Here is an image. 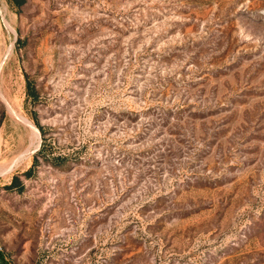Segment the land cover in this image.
I'll return each mask as SVG.
<instances>
[{"label": "rangeland", "instance_id": "obj_1", "mask_svg": "<svg viewBox=\"0 0 264 264\" xmlns=\"http://www.w3.org/2000/svg\"><path fill=\"white\" fill-rule=\"evenodd\" d=\"M0 247L264 264V0H0Z\"/></svg>", "mask_w": 264, "mask_h": 264}, {"label": "trees", "instance_id": "obj_2", "mask_svg": "<svg viewBox=\"0 0 264 264\" xmlns=\"http://www.w3.org/2000/svg\"><path fill=\"white\" fill-rule=\"evenodd\" d=\"M10 3H12L16 7H20L24 0H8ZM27 92L29 95H34V92L31 90L30 86L27 84ZM17 179L13 178L11 185H16Z\"/></svg>", "mask_w": 264, "mask_h": 264}, {"label": "crops", "instance_id": "obj_3", "mask_svg": "<svg viewBox=\"0 0 264 264\" xmlns=\"http://www.w3.org/2000/svg\"><path fill=\"white\" fill-rule=\"evenodd\" d=\"M0 264H9V263H7L6 261H3V260L0 258Z\"/></svg>", "mask_w": 264, "mask_h": 264}, {"label": "built area", "instance_id": "obj_4", "mask_svg": "<svg viewBox=\"0 0 264 264\" xmlns=\"http://www.w3.org/2000/svg\"><path fill=\"white\" fill-rule=\"evenodd\" d=\"M0 249H1V247H0Z\"/></svg>", "mask_w": 264, "mask_h": 264}]
</instances>
